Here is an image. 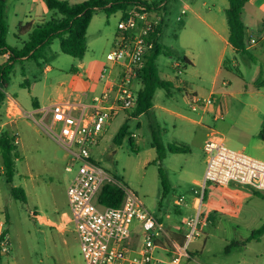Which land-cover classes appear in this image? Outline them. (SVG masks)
Returning a JSON list of instances; mask_svg holds the SVG:
<instances>
[{
    "label": "rangeland",
    "instance_id": "374dc122",
    "mask_svg": "<svg viewBox=\"0 0 264 264\" xmlns=\"http://www.w3.org/2000/svg\"><path fill=\"white\" fill-rule=\"evenodd\" d=\"M258 1L252 2L258 7L257 12L251 13L257 17V21L247 18L249 8L245 13L246 22L253 28H259L261 20L264 19V10H259L261 3ZM190 7L208 23L210 17L227 21L228 0H171L160 40L172 52V56L161 54L156 63L160 76L163 79L170 76L178 87L170 90L171 96H167L166 90L159 89L154 101L156 108L149 115L130 120L129 132L138 136L134 147L129 138L121 146L113 142L127 120V116L121 114L103 138L101 148L95 151L98 164L134 191L147 209L166 228L175 232H184L187 218L194 214L191 209L192 189L196 187L195 181L203 180L206 168V157L201 148L205 140L204 131L161 109V106H165L196 120L200 118L191 109L189 111L190 107L183 99L185 89L181 88L185 85L179 81L201 83L183 74L178 75L173 70L179 55L189 49L201 53L207 47L203 40L212 37L209 30L198 31L196 25L199 20H195V23L189 22V17L193 16ZM30 10V0L6 2L7 42L14 48L22 49L28 41V35L21 34L19 26L30 18ZM183 10L188 12L184 17ZM119 20L120 12L109 15L98 10L94 14L88 29L87 53L83 60L62 53L60 41L55 39L42 59L17 62L5 89L6 96H13L26 112H31L34 101L38 100L41 105L53 103L65 90L83 92L93 86L99 94L102 86L101 73L108 64L107 55L114 50ZM255 37L261 40L262 33L255 34ZM258 54V48H254L245 55H240L243 72L248 68V63L257 70ZM242 58L247 59V64ZM5 62L0 55V65ZM81 63H84L83 67L80 66ZM46 66L51 67L47 73ZM239 77L238 75L233 78L232 88L239 81ZM244 78L250 80L248 75ZM61 82L64 85L61 86ZM208 94L205 92L201 96ZM259 99L264 113V90ZM221 102L229 107L222 112L225 119L214 123L207 117L204 124L216 126L223 132L228 138L226 145L230 149L264 161V155L255 149L257 142L254 137L247 133L245 127L236 124V118L246 109L249 110V107L243 108V103L249 105L254 101L242 95L225 99L216 96L210 110L214 112ZM132 111L128 112V117ZM40 117L38 113L34 117L17 118L11 126L2 129V132L8 131L12 135L18 133L20 140L17 173L12 184L7 182L3 174L0 151V222L8 229L12 243V252L9 255H0V264H86L67 195V189L78 167L73 172L66 170L68 153L40 123ZM9 120L0 104V123ZM152 128L158 132L166 148L177 143L182 144L186 152H167L163 161L155 163L157 152L153 147ZM160 168L169 182L166 192L161 183ZM128 178L133 181L129 182ZM13 186L22 187L26 191L27 203L13 198ZM248 189L207 185L200 216L201 236L192 242L191 247V250L197 252L196 259L201 263L264 264V235H258L257 239L246 242L252 235V226L260 224L258 218L264 221V197L254 195ZM181 197H185L188 206L180 204ZM133 230L140 231L137 221ZM138 240L136 238L135 243ZM233 242L238 244L227 252L226 248ZM243 242L246 244H242ZM157 256H163V252L159 251Z\"/></svg>",
    "mask_w": 264,
    "mask_h": 264
},
{
    "label": "built area",
    "instance_id": "2783aa9c",
    "mask_svg": "<svg viewBox=\"0 0 264 264\" xmlns=\"http://www.w3.org/2000/svg\"><path fill=\"white\" fill-rule=\"evenodd\" d=\"M110 7L120 5L118 32L114 50L107 55L103 67V90L91 101H55L45 109L40 123L53 134L67 151L68 172L75 171L67 195L82 254L86 264H197L189 252L191 243L201 236V208L208 184L249 188L264 195V161L244 152L230 149L219 134H211L203 144L206 168L202 181L192 189L191 209L194 214L185 222L184 242L180 244L145 206L143 200L120 180L101 167L93 157L107 125L120 113L133 110L138 100L134 81L144 65L145 57L155 47V36L164 26L171 0H104ZM186 11H182L185 15ZM181 19V18H180ZM250 39L248 45L255 44ZM185 63L178 61L174 69L183 73ZM189 106L195 113L206 111L216 99L214 94L201 96L187 93ZM6 113L11 121L33 117L25 112L11 95L6 96ZM218 119H224L219 112ZM0 131V136H1ZM19 134H13L19 145ZM134 140L138 137L133 133ZM107 184L124 192L119 207L99 203V195ZM188 206L185 197L179 200ZM140 231H134L135 222ZM0 222V255L12 252L9 232ZM140 234V235H139ZM141 237V238H140ZM136 238H139L135 243ZM159 251L163 256H157Z\"/></svg>",
    "mask_w": 264,
    "mask_h": 264
},
{
    "label": "trees",
    "instance_id": "16d2710c",
    "mask_svg": "<svg viewBox=\"0 0 264 264\" xmlns=\"http://www.w3.org/2000/svg\"><path fill=\"white\" fill-rule=\"evenodd\" d=\"M229 7L226 10L227 22L229 26V42L233 46L237 55L248 53L246 47V25L243 21V11L250 0H228ZM7 0H0V55L8 54V60L0 65V104L6 100L5 89L13 71L14 65L22 60L34 59L38 61L44 57V53L55 39L60 41L61 52L73 58L83 60L87 53V34L94 14L98 10H103L111 15L121 7L120 5L111 6L104 0H87L79 4H71L66 0H46L47 7L54 14L46 22L36 25L27 23L20 24L21 34L28 35V41L22 49L10 46L7 42L8 25L5 20V6ZM58 14L60 17H58ZM163 32V27L159 33ZM161 38L155 36V47L145 57L144 65L138 73V78L142 83V88L138 92V100L130 117L121 126L114 137V144L121 146L126 138H129L131 145L135 146L132 133L129 132V122L131 119L141 115H149L154 107V100L159 89L167 92L173 88V84L160 76L157 66V59L161 54L172 56V52L161 43ZM183 63L187 62L184 56H178ZM75 70V69H74ZM153 147L156 149L157 158L155 163L163 161L167 152L179 154L186 152L182 144H171L166 148L161 138L152 128ZM259 139L264 142V127L258 134ZM18 146L14 144V137L8 131L1 132L0 151L3 158V174L9 184H12L17 173L16 162L19 159ZM161 183L164 192L168 190L169 182L163 172L159 169ZM255 195L264 197L263 194L254 192ZM11 194L14 199L27 203V194L22 187L13 186ZM124 192L116 185L107 184L103 187L99 195V203L107 207H119L123 201ZM5 232H8L6 228ZM264 235V225L253 231L251 237L246 241L250 242L257 239V236ZM243 242L242 244H246ZM238 243H231L226 251L228 252Z\"/></svg>",
    "mask_w": 264,
    "mask_h": 264
},
{
    "label": "crops",
    "instance_id": "0c3cea01",
    "mask_svg": "<svg viewBox=\"0 0 264 264\" xmlns=\"http://www.w3.org/2000/svg\"><path fill=\"white\" fill-rule=\"evenodd\" d=\"M70 2L71 4H79L82 2H85L87 0H66ZM179 1V0H176ZM255 0H250L243 11V21L246 25V43H247V51H250L251 49L258 48L259 51V65L257 66V70L253 69L249 63L247 64V59L242 58V61L247 64L248 68L244 70V72L241 70V61L239 59L240 55H237L234 51L233 46L229 42V26L228 22L224 21V19L216 20L215 17H210V23L206 22L204 18L198 15V13L190 7V11L192 12L191 17H189V22H194L195 20H199V24L196 25V28L199 32H203L206 30H209L211 34V38L209 40H203L204 44L207 47H204L201 53H195L192 52L190 49L187 50L184 54L179 56H184L187 59V62L183 66V75H185L188 78H192L193 80L199 81L201 84H204L206 86H202L201 84H197L194 81L190 82L188 80L186 81H179V83H183L185 87H181L185 89V95L183 97L186 104L189 106V101L187 98V93H196L198 95H204L205 92H208V96L211 94H214L215 96H220L223 99L226 97H234L236 95H242V96H248L251 98L254 103L253 104H246L243 103V108L246 109L249 107V110H245L242 114H240L236 118V124L239 126L245 127L247 133L251 137H254L257 144L255 149L257 151H261V154L264 155V142L259 139L258 134L264 127V113L262 112V109L260 108L261 102H260V96L262 91L264 90V19L261 20V23L259 24V28H253L250 26L249 23L246 22V11L247 8L250 9V13L248 14L247 18L252 21H257V17L252 15L251 13H256L258 10V7L256 5H253L252 2ZM258 2L261 3V6L259 7V10H264V0H259ZM30 6H31V12H30V18L26 20V22H23L22 25H25L27 23H31L32 25H36L42 22L48 21V18L51 14H54L53 11H50L47 7L46 0H30ZM188 12H186L184 16H186ZM182 20V19H180ZM164 28V26H163ZM163 33V32H162ZM162 33H160V38L162 36ZM262 33V39L259 40L255 37V34ZM250 39H255L256 43L252 45H248V42ZM3 58L7 61L9 55L5 54L2 55ZM178 61H180L178 59ZM81 67L84 66V63L80 64ZM174 68V67H173ZM51 70L50 66H46L45 72H49ZM175 72L176 70L173 69ZM234 72L236 74H234ZM240 76L239 81L236 83L235 87L233 86V78L235 76ZM245 75H248L250 77V80L245 79ZM173 84V88H177L178 86L175 85L174 79L170 76L167 77V79ZM61 86L64 85V82H61ZM134 88L136 92H139V90L142 88V83L137 78L134 81ZM101 91L103 90V82L102 86L100 87ZM100 91V92H101ZM99 92V93H100ZM97 95L95 92V87L91 86V88L88 91L78 92V91H71L68 92L65 90L64 92L60 93L59 97L55 101H61V100H83V101H91L93 97ZM167 96H171V91L167 92ZM16 99V98H15ZM17 100V99H16ZM18 101V100H17ZM54 101V102H55ZM155 101V100H154ZM20 104V102L18 101ZM33 105V111L27 112L33 114V117L35 114H40L41 119L43 117V113L45 109L50 107L52 103L50 104H43L41 105L38 100L34 101L32 103ZM5 114L6 113V100L4 104H2ZM22 107V105L20 104ZM190 107V106H189ZM156 108V105L154 104V107L152 110ZM224 108L226 110L229 109L228 104L219 103L215 111L210 110V106L206 109V111H200L196 113L200 118L199 120H196L195 118L183 114L180 112L172 111L169 108L165 106H161V109L163 111H166L170 115H174L177 118H179L181 121L189 123L193 126H196L197 128H200L204 131L205 134V140L207 137L211 134H219L224 139L225 143L227 144L228 138L223 134V132L219 131L216 126H210L205 125L206 118H210L212 122L216 123L220 120L224 119H218L219 112H223ZM23 109V107H22ZM191 108H189L190 111ZM24 110V109H23ZM25 111V110H24ZM26 112V111H25ZM128 112L125 111L120 113L115 119H113L108 125L107 129L102 136V139L98 145L97 148L93 150V157L95 159V151H98L101 148L102 140L107 135V132L109 131L110 127L113 125V123L117 120V118L121 114H125L128 117ZM191 112V111H190ZM8 116V115H7ZM140 117V116H139ZM14 121L9 120L5 123H0V131L6 126H11ZM140 127V125H139ZM204 140V141H205ZM203 147V145H202ZM201 147V148H202ZM246 147V146H244ZM96 160V159H95ZM142 161V160H141ZM142 163V162H141ZM128 181L132 182V178H128ZM197 182V181H195ZM252 191L251 189H248ZM252 193L255 195L254 191ZM257 215H260L259 213ZM258 226H252L254 228H251L252 231H255L259 228H261L264 225V221L260 220ZM172 232L173 238L178 241L180 244H183L184 242V232H175V230L170 229ZM192 243L189 247V252L194 257V262L197 264H203L200 261L196 259L197 252H194L191 250Z\"/></svg>",
    "mask_w": 264,
    "mask_h": 264
}]
</instances>
